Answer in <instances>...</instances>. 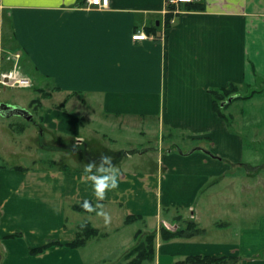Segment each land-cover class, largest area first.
Segmentation results:
<instances>
[{"label": "crops", "instance_id": "crops-1", "mask_svg": "<svg viewBox=\"0 0 264 264\" xmlns=\"http://www.w3.org/2000/svg\"><path fill=\"white\" fill-rule=\"evenodd\" d=\"M195 1L203 4L201 10L175 6L167 25L166 0H109L102 9L86 7L85 0H0V25L21 54V68L52 83L50 90L38 88L65 95L61 107H44L40 117L42 133L51 138V159L38 152L30 166L16 169L1 163L0 153V264H95L97 255L101 262L112 257V264H123L125 254L150 232L156 233L153 264L196 254L264 264V251L258 250L264 243L208 241L196 239L198 234L166 241L159 234L161 223L175 229L184 220L172 212L176 207L187 208L188 219L199 226L201 207L213 194L201 198V192L211 180L222 178L227 187L258 181L257 168L243 158L242 136L214 111L209 90L235 84L241 95L250 88L264 94V0ZM151 26L157 29L149 32ZM137 33L147 38L132 39ZM19 134L22 149L38 145L33 131ZM179 140L191 144L181 147ZM198 147L211 155L199 149L187 154ZM2 148L6 156L14 154L10 146ZM151 150H157L156 161L147 159ZM101 155L113 158L119 186L99 201L109 223L100 216V225H94L89 215L99 209L79 212L72 204H97L92 181L79 178L92 162L91 174H103L97 172ZM163 212L170 215L161 221ZM132 214L142 218L125 223ZM147 219L154 222L151 229ZM85 220L100 234L80 248L64 245ZM136 221L143 228L125 230ZM260 230L243 229L241 236ZM54 239L61 245L30 253ZM97 244L99 253L93 249Z\"/></svg>", "mask_w": 264, "mask_h": 264}, {"label": "rangeland", "instance_id": "rangeland-1", "mask_svg": "<svg viewBox=\"0 0 264 264\" xmlns=\"http://www.w3.org/2000/svg\"><path fill=\"white\" fill-rule=\"evenodd\" d=\"M8 36V34L3 32V28L0 25V102L16 104L26 108L32 114V120L28 121L18 115L0 117L1 163L5 162L6 164L30 166L33 163L32 161L38 157V152H41L39 153L40 157L46 161L53 156L52 143L50 142L51 138L48 133H42L40 117L45 109L44 107L60 104L65 95L64 92L53 93L51 91V95L53 94V96L46 99L36 91V88L38 87L50 90L52 83L47 78L45 79L34 74V72H31L30 70H26L25 67H23V69L21 68V64L19 63L21 56L16 58L15 54L18 50L12 45ZM5 78H7V81L4 80ZM23 79L29 80L28 86L22 87L16 82V80ZM252 89L253 88L243 91L250 93ZM254 89L256 90V88ZM35 97H40V108H34V106L30 105V100ZM61 104L63 105V103ZM72 105L76 107H79L80 105L83 106V104L80 103ZM225 113L232 115V124L229 126V129L242 136L245 144L243 158L246 162H249L250 165L254 166V168H257L258 181L254 184H251L252 182L250 184H242L237 181L228 187L225 186V181L222 178H217L214 179L215 181L211 180L207 183L202 189L201 198L208 196L207 193L209 192H213V194L210 195V204L207 205L206 202V204L202 206L203 208L201 207V211L198 215L199 226L204 228V232L195 237L196 239L228 241L236 244H239L240 242L242 243L243 240H246V243L249 244H261L264 243V94L257 93L253 97L233 101L229 107L225 109ZM17 123H21V126L19 127ZM152 128H155V125H153ZM25 129H27L28 132H34L39 147L38 145H35L32 146L30 150H25L22 149L24 146L18 144L21 142V135L19 134L20 130L22 131ZM125 137L126 135L122 133V143H124L123 139ZM129 137L132 138L133 136L129 135ZM134 137H137L135 138L136 140L143 139L139 138V135H134ZM185 142L187 141L179 140L178 143L182 147V144ZM195 143L199 142L195 141L194 144ZM202 143L204 145L207 144L203 141ZM92 144L94 143L92 142ZM189 144H191V142H187V145ZM4 145L13 148L15 155L12 154L9 157L6 156V152L2 148ZM152 145L157 148L156 145ZM118 147H120V145H118ZM96 148L98 147L96 146ZM91 150L92 146H89L90 153H95L94 150V152H91ZM156 153L157 150H151V154L147 153L149 154L147 155V159L150 161L151 159L156 161ZM241 170L242 172L245 171L240 169V171L237 172H241ZM249 181L251 180L249 179ZM247 185L253 187L243 188V186ZM226 193L227 195H225ZM224 197H227V199ZM233 208H239L240 211L243 212V215L240 213L236 214L237 211L233 210ZM175 210L184 219L190 217V212L187 208L176 207L172 209V212H175ZM72 213L80 218H83L84 216L88 217L83 213H76L75 211ZM168 215L170 214L163 212L161 221H163ZM89 218L92 219L94 225H100L99 215H89ZM102 220L103 217L101 218V221ZM170 221H168V223L171 224L173 220ZM153 223L150 224L147 219V228H149L150 225L153 226ZM260 227L261 230L258 231L254 237H251L250 234L247 236H241L243 233L241 230L243 229H260ZM137 228H143V224L139 221L125 226V230L128 232L135 231ZM102 242L104 243L106 240H103ZM93 249L99 253L101 248L100 245L97 244ZM263 249L264 246L258 248L261 253L264 251ZM103 252L104 250L102 249L101 253ZM94 258L95 264L114 263L112 257L106 258L105 262H101L98 259V255Z\"/></svg>", "mask_w": 264, "mask_h": 264}, {"label": "trees", "instance_id": "trees-1", "mask_svg": "<svg viewBox=\"0 0 264 264\" xmlns=\"http://www.w3.org/2000/svg\"><path fill=\"white\" fill-rule=\"evenodd\" d=\"M185 9L188 10H201L203 8V4L199 1H193L191 3H187L184 5ZM175 6L167 4V13L165 14V21L167 25L169 24L171 18L173 17ZM157 29L156 26H151L148 31L154 32ZM36 91L41 94V96H49L51 92L45 91L41 88H36ZM260 90H252L248 95L239 94V87L235 84H230L227 87H221L216 89H210L209 92L213 98V109L217 113V115L223 118L227 125L230 126L232 124L231 114H226L225 109L229 107V105L236 100L239 99H247L251 97L253 94L258 93ZM231 98L229 102H227L228 98ZM30 105L34 106V108L41 107L40 97H35L30 100ZM62 104H59L58 107H61ZM16 169H22L21 166H14ZM85 200L76 202L72 204L73 210L79 212H88L85 211L82 207V204ZM89 201L93 206L96 205L95 202L91 200ZM140 215H127L125 218V223H129L133 220L141 219ZM178 219H181L180 216H177ZM182 225V226H181ZM203 231L202 228L198 226V224L193 219H184L181 222H177L175 229L167 228L164 224L159 225V234L162 240H171L175 238H185L189 239L196 234L201 233ZM99 231L95 228L90 221L85 220L79 223L76 227L75 238L65 243L64 245L72 247V248H80L85 245L86 241L91 238L99 235ZM140 232H137L136 235H139ZM155 232L147 233L143 236L141 240H139L126 254L124 257L123 264H153L155 259ZM61 245V243L54 239L48 240L43 245L34 247L30 250L31 254H39L48 247ZM238 261L237 256L233 255H224V254H211V255H188L185 258L178 260L172 264H236Z\"/></svg>", "mask_w": 264, "mask_h": 264}, {"label": "clouds", "instance_id": "clouds-1", "mask_svg": "<svg viewBox=\"0 0 264 264\" xmlns=\"http://www.w3.org/2000/svg\"><path fill=\"white\" fill-rule=\"evenodd\" d=\"M112 157L108 155H101V163L97 168V172L103 173L102 175L91 174L92 169L96 166L95 162L89 163L85 168L84 176H81L80 182L87 183L89 180L92 181L94 192L97 197V204L93 206L89 201L85 200L82 207L85 211L92 212L97 211V215L104 218L105 223H109L110 216L109 213L104 211L103 205L99 201H103L106 198L107 191L116 189L118 185V173L112 165ZM107 165V167H105Z\"/></svg>", "mask_w": 264, "mask_h": 264}, {"label": "built area", "instance_id": "built-area-1", "mask_svg": "<svg viewBox=\"0 0 264 264\" xmlns=\"http://www.w3.org/2000/svg\"><path fill=\"white\" fill-rule=\"evenodd\" d=\"M193 1H195V0H166V3L169 5H174L177 7L180 4H187V3H191ZM85 3H86V7L102 9V8L108 7L109 0H85ZM145 38H147L145 33H137V34L132 36V39H134V40H143ZM15 56H16V58L20 57L19 53H16ZM16 82H18L19 85L22 87L29 85L28 79L16 80Z\"/></svg>", "mask_w": 264, "mask_h": 264}, {"label": "water", "instance_id": "water-1", "mask_svg": "<svg viewBox=\"0 0 264 264\" xmlns=\"http://www.w3.org/2000/svg\"><path fill=\"white\" fill-rule=\"evenodd\" d=\"M5 81H7V78L4 79ZM232 97L228 98L227 102H229L231 100ZM0 115L2 117H9L11 115H18L28 121L32 120V114L26 109L23 108L19 105L16 104H8V103H4V102H0ZM199 149L203 152H206L207 154L211 155V152L198 147V148H193L191 150H189L187 152V154H190L191 152H193L194 150ZM178 151L181 153V151L178 149Z\"/></svg>", "mask_w": 264, "mask_h": 264}]
</instances>
